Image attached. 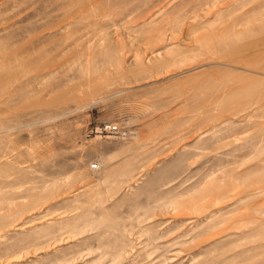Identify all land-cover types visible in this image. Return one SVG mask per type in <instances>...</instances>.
<instances>
[{
    "label": "rangeland",
    "instance_id": "rangeland-1",
    "mask_svg": "<svg viewBox=\"0 0 264 264\" xmlns=\"http://www.w3.org/2000/svg\"><path fill=\"white\" fill-rule=\"evenodd\" d=\"M71 1L0 0V264H264V0Z\"/></svg>",
    "mask_w": 264,
    "mask_h": 264
},
{
    "label": "bare ground",
    "instance_id": "bare-ground-1",
    "mask_svg": "<svg viewBox=\"0 0 264 264\" xmlns=\"http://www.w3.org/2000/svg\"><path fill=\"white\" fill-rule=\"evenodd\" d=\"M91 4H94L95 5V3H93V1L92 0H77V1H71V3H70V7H78V8H80V9H82V8H87L89 5H91ZM97 5H99L100 6V3H97L96 4V6ZM66 6V5H65ZM90 7V6H89ZM98 7V6H97ZM263 25H264V21H263ZM262 29H264V26L262 27ZM219 35V34H218ZM218 35H215V34H213V35H210L209 37H207V40H214V39H217L218 38ZM225 36V35H224ZM218 40H221V37H219V39ZM213 42V41H212ZM216 42V41H215ZM211 43V42H210ZM217 43V42H216ZM259 46H261V47H259ZM253 48H256V50L257 49H259V48H262V55H264V42L262 41V42H259L258 44H256V45H254L253 46ZM259 52L261 51V50H258ZM259 52L257 53V54H254L252 57H255V56H257L258 54H259ZM251 53H253V52H251ZM241 62V64H243V63H245V62H243V61H240ZM249 78V77H248ZM254 78V77H253ZM257 79V78H256ZM255 80V79H254ZM251 80L250 79H247V78H244V77H235V82H238L239 84H243V83H247V82H250ZM235 84V83H234ZM239 86V85H238ZM252 88V87H251ZM255 90H256V87H255ZM226 92H227V90H226ZM228 92H229V90H228ZM240 93V90L239 89H236V91L234 90V92H233V96L231 97V99H236L237 98V96H238V94ZM228 94V93H227ZM240 96H242V95H240ZM228 100V98H226V96H224V98H220V99H218L217 100V105H218V103L219 104H221L222 102L224 103L225 101H227ZM245 101V100H244ZM240 103H242V102H240ZM236 105V104H235Z\"/></svg>",
    "mask_w": 264,
    "mask_h": 264
},
{
    "label": "built area",
    "instance_id": "built-area-1",
    "mask_svg": "<svg viewBox=\"0 0 264 264\" xmlns=\"http://www.w3.org/2000/svg\"><path fill=\"white\" fill-rule=\"evenodd\" d=\"M111 128H112V127H106L107 130H110ZM113 129H114V128H113ZM114 130H115V129H114ZM93 168H94V169L98 168V165H97V164H94V165H93Z\"/></svg>",
    "mask_w": 264,
    "mask_h": 264
}]
</instances>
